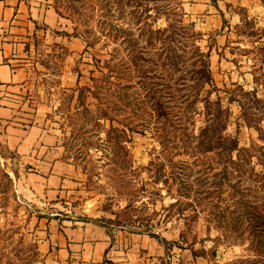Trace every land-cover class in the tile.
Here are the masks:
<instances>
[{"label":"rangeland","instance_id":"1","mask_svg":"<svg viewBox=\"0 0 264 264\" xmlns=\"http://www.w3.org/2000/svg\"><path fill=\"white\" fill-rule=\"evenodd\" d=\"M195 1L52 0L65 24L40 25L32 36L24 95L43 107L62 158L74 165V182L57 202L39 199L27 173L38 166L22 162L0 139V264H61L46 262L39 248L41 218L56 214L102 225L120 245L123 236H144L161 248L157 254L137 245L120 264H264V194L254 173L264 169V25L239 9L241 23L216 27L209 13L193 9ZM105 20L129 29L159 101L148 96L126 37H108ZM195 45L209 56L197 55ZM117 72L125 74L126 100L97 85L113 80L107 86L116 89ZM90 85L99 92H89ZM164 107L175 114L168 130ZM130 118L127 150L114 156L110 139ZM181 120L187 128L175 131ZM230 136L248 150L230 152ZM239 155L249 160L237 163ZM218 184L219 195L211 192ZM212 198L224 208L220 221Z\"/></svg>","mask_w":264,"mask_h":264},{"label":"crops","instance_id":"2","mask_svg":"<svg viewBox=\"0 0 264 264\" xmlns=\"http://www.w3.org/2000/svg\"><path fill=\"white\" fill-rule=\"evenodd\" d=\"M192 4L194 10L209 13L216 27L221 28L224 20L229 23L227 27L241 23L239 9L254 17L256 24L264 25V0H196ZM62 23L65 17L52 0H0V139L22 162L38 166L27 172L35 178L32 192L39 199L54 202L74 182V165L62 158L57 136L44 124L43 107L30 104L24 91L28 83L27 46L32 44V36L40 25L55 27ZM222 35L226 39V33H218L217 39ZM56 215L41 218L39 248L48 263L65 264L77 259L100 262L108 256L106 264H120L124 263L120 262L124 254H130L137 245L160 254L161 248L144 236L140 240L123 236L125 243L121 240L120 245L102 225L86 221L77 224Z\"/></svg>","mask_w":264,"mask_h":264},{"label":"trees","instance_id":"3","mask_svg":"<svg viewBox=\"0 0 264 264\" xmlns=\"http://www.w3.org/2000/svg\"><path fill=\"white\" fill-rule=\"evenodd\" d=\"M110 1V5H113V6H119V5H123V0H108ZM56 10L62 14L60 11H59V7L57 5H54ZM149 14V13H147ZM150 15V14H149ZM105 22H109V20H105ZM112 24V23H110ZM109 23H108V28L106 27V25L104 26L107 31H108V37L112 36V37H116V36H121V35H124L126 37V41L129 45V51L131 52V55H132V62H133V65L136 66V68H138L137 70V73L139 71V76L140 78L142 79V82L144 83L145 81V87L147 89V93H148V96L149 97H153L155 100L159 101L161 98L159 97V94L157 93V90L156 88L153 86L152 83L154 82H151L150 80L148 81L147 80V74H146V70L144 69V61L142 58H144L141 54H139V49H138V45L136 43V41L133 39V37L131 36L130 32H129V29H125V28H122L120 27L121 29H123L122 31L123 34H120L118 32L117 29H120V28H114L113 26H111ZM150 29V28H149ZM150 30L153 31V29L151 28ZM115 31V32H114ZM156 31H162L160 28H158V30ZM151 34V33H150ZM90 43V40H87V44L86 46ZM196 47V53L197 55H200V57H202L203 59H206L208 56H209V52H205L203 50H201V48L198 46V45H195ZM212 47L209 49L211 51ZM169 61L171 63H174V60H170ZM205 72H206V75H207V80H211L212 81V73H211V69L209 67V64H206L205 67ZM114 76L116 77V84L118 85V87L116 89H112L110 86H107L108 84H110L111 82H113V80H107V83L105 85H102V84H97L99 85V87L101 86V88L103 89L102 92H106V95L107 96H121V98H124V100H126V94H125V86H123L122 82H124V80H122V76L125 77V74H119L118 72L116 74H114ZM92 79H95V77L92 75L91 76ZM96 86V84H95ZM214 87H216V85H214ZM85 88H87L89 90V92H92L93 93H97L99 91H94V90H91L92 86H86ZM163 101V100H162ZM133 102L130 101V100H127V102L125 104L129 105V104H132ZM157 105V103H156ZM159 106V105H158ZM113 108V107H112ZM111 108V109H112ZM164 112L166 113V115H164V119H163V122H162V126L168 130V127H167V124L166 122L170 120L172 118V116H174L175 114L174 113H171L173 111H170L167 107H164ZM211 113H213V110L212 111H209ZM215 115V117L213 118L215 120V118L218 116V114H213ZM245 119L247 121V124L250 126L251 125V117L248 116V115H245ZM172 123H174L175 121L172 119L171 120ZM123 124L125 125L124 127H122L119 132L121 133V136L119 137H112L110 140L113 142V144L115 145V147L113 148L114 149V156L116 154H118L120 151L122 150H127V140H130V134L128 133V128L129 127H132V124H133V120L132 118H130L129 120H123ZM177 125V126H176ZM176 128H174L175 131H178V129H181V130H184L187 128V122L184 120H181L180 123H176ZM174 126V124H173ZM260 132L261 134L264 135V128L260 127ZM218 133H221V131H218ZM207 135V134H206ZM204 135V137L206 136ZM229 136V135H228ZM184 136H181V138H183ZM202 137V139L200 140L201 142L205 141V138ZM231 137V136H230ZM215 138V136L213 135H209V138L207 140V142H212V140ZM226 137H224L222 140L224 141ZM231 142L229 143L230 144V149L229 151L232 152L233 149H236L238 148L239 150L241 149H245V150H248V148L246 147H243V146H238L239 144V140L237 139V137H231ZM263 153H264V150H263ZM251 156V155H250ZM247 159L249 160L248 156L246 155H239L238 157V160H237V163H240L242 162V160L244 161H247ZM240 164H243L240 163ZM249 171V170H248ZM253 172V170L251 171ZM254 173L257 175L256 178H258L255 182H256V186L258 188V190H261L262 193L264 194V169L262 170H256L254 171ZM187 185H180L179 187H177L178 190H180V193H185L184 191H186V187ZM211 192H216L217 195H219V193L221 192V184H218L217 188H215L214 190H212ZM261 195V194H260ZM213 201V212H214V218L218 219L219 221L222 219L221 217H223L224 215V208L222 209V207L219 205V202L218 201H215L214 198H212ZM179 200V198L177 199ZM188 203V202H187ZM261 205V206H260ZM259 207H261V209H263L264 211V202H262L261 204H259ZM259 209V208H258ZM261 212H259V216L262 217L261 215ZM235 224V228L239 229V227L236 225V222L234 223ZM159 236V235H157ZM161 237V240H165V241H168L166 237L164 236H159ZM260 242V246L262 247L261 250L264 251V240H259ZM260 254H263L264 255V252H260ZM105 262L108 261L107 258L104 259Z\"/></svg>","mask_w":264,"mask_h":264}]
</instances>
